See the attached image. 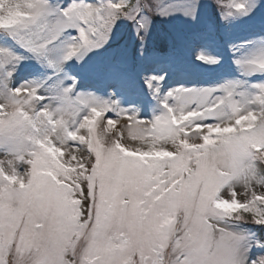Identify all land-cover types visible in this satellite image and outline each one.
<instances>
[{"label": "snow or ice", "instance_id": "obj_1", "mask_svg": "<svg viewBox=\"0 0 264 264\" xmlns=\"http://www.w3.org/2000/svg\"><path fill=\"white\" fill-rule=\"evenodd\" d=\"M212 3L226 21L264 12V0ZM200 6L0 0V264H264V81L170 89L145 120L76 92L66 70L117 20L142 39L151 16L197 18ZM233 55L242 74L264 76V21ZM25 62L31 78L13 86ZM162 79L145 83L159 92Z\"/></svg>", "mask_w": 264, "mask_h": 264}, {"label": "rangeland", "instance_id": "obj_2", "mask_svg": "<svg viewBox=\"0 0 264 264\" xmlns=\"http://www.w3.org/2000/svg\"><path fill=\"white\" fill-rule=\"evenodd\" d=\"M52 2L67 5L71 0ZM262 21L264 12L252 19L231 17L229 21L222 20L212 0H201L197 18L181 12L151 16L150 28L139 43L134 23L127 19L117 20L110 39L101 48L88 52L79 65L69 62L66 70L78 81L76 92L113 100L122 109L150 120L162 111L160 99L170 89L180 86L210 88L239 81L242 90H247L250 85L264 81V76L258 74H242L233 55L234 48L243 47L244 41L255 38ZM160 43L165 44V50L157 48ZM136 45L140 51L133 54ZM200 52L218 58V63L199 62L196 55ZM34 67L32 63L22 64L13 86L30 79ZM151 76L163 77L159 81V92L146 85L145 81ZM125 122L126 118H120L116 127L105 135V141L111 139L113 132L122 130ZM97 131L101 129L98 127ZM123 142L138 143L126 132ZM67 155L65 151L63 158ZM237 191L242 189L238 187ZM257 191H264V188L257 187Z\"/></svg>", "mask_w": 264, "mask_h": 264}]
</instances>
